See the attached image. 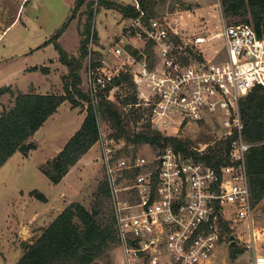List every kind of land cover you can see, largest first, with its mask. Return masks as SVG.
<instances>
[{
    "label": "built area",
    "instance_id": "2783aa9c",
    "mask_svg": "<svg viewBox=\"0 0 264 264\" xmlns=\"http://www.w3.org/2000/svg\"><path fill=\"white\" fill-rule=\"evenodd\" d=\"M132 5L139 14L127 30L104 48L92 31L84 58L85 109L92 105L99 125L96 161L103 166L118 246L125 264H208L228 236L224 221L230 226L235 217L253 224L251 144L243 138L240 105L264 86V38L247 23H225L222 15L219 32L180 40L161 18L146 21L139 0ZM214 38L223 47L209 56L203 44ZM102 100L120 106L134 133L151 128L180 137L192 124L206 122L224 130L211 141H191L188 153L148 143L135 151L102 118ZM234 135L222 155L226 162L203 159ZM246 264H264V255L254 252Z\"/></svg>",
    "mask_w": 264,
    "mask_h": 264
},
{
    "label": "rangeland",
    "instance_id": "374dc122",
    "mask_svg": "<svg viewBox=\"0 0 264 264\" xmlns=\"http://www.w3.org/2000/svg\"><path fill=\"white\" fill-rule=\"evenodd\" d=\"M74 1L37 0L33 3L32 0L23 5L12 23L19 1L0 0V86L12 85L21 91L36 86L42 92L63 93L68 68L60 62L52 38L72 16L58 41L70 56L79 57L89 3L95 13L93 31L96 43L101 48L118 39L131 23L129 17L100 5L99 0H86L83 6L73 11ZM222 15L227 24L245 23L249 17L248 14L225 16L221 0H164L157 5L153 17L166 21L181 40L192 39L199 33L212 35L219 32L222 30ZM203 46L208 47L205 54L213 55L215 50L223 47V41L214 38ZM82 64L84 79V59ZM82 87L85 88L83 84ZM10 102V94L2 95L0 111L1 105L9 106ZM83 103L84 106L72 107L69 101L63 102L43 128L30 138L38 147L29 156L16 152L0 166V264H16L25 244L35 242L69 203L77 201L89 210L93 208L98 187L104 180L103 166L96 161L100 154L97 144L58 183L52 182L40 169L81 126L87 112ZM222 130L212 122H206L199 126L192 124L190 130L185 129L180 134L192 142L203 143L213 140ZM35 189L43 192L48 200L42 201L32 195L31 191ZM230 226L226 233L230 232L229 237L214 250L208 264H246L254 252L264 255V199L254 206L252 225L248 220L232 217ZM231 234L235 235V246L231 245ZM233 249H238L235 257ZM112 257L114 264H125L121 247L113 248Z\"/></svg>",
    "mask_w": 264,
    "mask_h": 264
},
{
    "label": "trees",
    "instance_id": "16d2710c",
    "mask_svg": "<svg viewBox=\"0 0 264 264\" xmlns=\"http://www.w3.org/2000/svg\"><path fill=\"white\" fill-rule=\"evenodd\" d=\"M146 12V21L156 15V7L164 0H139ZM86 0H76L73 11L79 9ZM225 16L249 15L244 21L253 26L258 35L264 38V0H221ZM92 3L88 4L87 19L82 30L79 57L70 56L58 41L73 18L52 38L59 53V60L68 68L64 76L63 93L23 92L12 86H0V97L9 93L12 102L0 112V166L5 164L16 152L27 156L37 147L30 138L40 129L60 105L69 101L72 107L84 106L89 100L82 87L81 69L85 58L89 37L95 21ZM106 8L115 9L124 17H137L139 11L132 4H122L115 0H99ZM95 32V31H94ZM95 34V33H94ZM96 36V34H95ZM131 98V97H130ZM133 98V97H132ZM241 118L243 138L251 144L247 152V167L253 194L254 206L264 199V86H256L242 99ZM102 118L109 123L117 137L124 136L138 150L144 143L164 149L173 146L189 152L191 140L188 137L169 136L151 128L134 133L124 121L120 106L102 100L99 105ZM99 125L92 105L88 106L80 128L67 140L63 148L52 159L40 167L41 171L54 183L60 182L70 169L96 144ZM232 136L221 140L213 148L210 156L203 157L208 163L226 162L223 152L231 147ZM215 158H217L215 160ZM31 194L42 201L48 198L43 192L32 190ZM227 233L230 227L223 222ZM230 232L228 233L229 237ZM119 238L116 218L111 204L105 179L100 183L96 200L91 210L82 203L73 201L43 230L33 243L24 246V252L16 264H114L112 250L118 246ZM238 249H233L234 257Z\"/></svg>",
    "mask_w": 264,
    "mask_h": 264
},
{
    "label": "crops",
    "instance_id": "0c3cea01",
    "mask_svg": "<svg viewBox=\"0 0 264 264\" xmlns=\"http://www.w3.org/2000/svg\"><path fill=\"white\" fill-rule=\"evenodd\" d=\"M18 1H19V8H18V11H17V15H16V17H15V19L13 20L12 23H14V22L16 21V18H17V16H18V13H19L20 9L23 7V5L28 4V3H29L30 1H32V0H18ZM36 1H37V0H33V3H36ZM75 1H76V0H75ZM75 1H74V4H75ZM115 1H117V2H119V3H122V4H131V3H132V0H131V1L115 0ZM12 23H11V24H12ZM11 24H10V25H11ZM9 27H10V26H8L7 28H9ZM5 31H6V30H4V32H5ZM209 56H210V54H209ZM10 86H12V85H10ZM12 88L15 89V90H19L18 88H14L13 86H12ZM31 90H33L34 92H40V93H58V92H55V91H52V90H50V91H46V92H42V91H40L36 86H31L30 89H29L28 91H23V92H30ZM20 91H21V90H20ZM8 94H9V93H8ZM10 98H11V95H10ZM10 103H11V102H10ZM3 107H4V106L1 105V111H2ZM58 109H59V108H58ZM1 111H0V112H1ZM57 111H58V110H57ZM54 114H55V113H54ZM54 114H53V115H54ZM53 115H52V116H53ZM52 116H50V117H52ZM50 117H49V118H50ZM49 118H48V119H49ZM84 118H85V116H84ZM84 118L82 119V122H83ZM82 122H81V125H82ZM44 124H45V123H44ZM42 128H43V127H42ZM79 128H80V127H79ZM37 131H39V130H37ZM37 131H36V132H37ZM76 131H77V130H76ZM76 131H75V132H76ZM36 132H35V133H36ZM75 132H72V134H70V137H71ZM33 136H34V135H33ZM33 136H32V137H33ZM32 137H31V138H32ZM70 137H69V138H70ZM34 142L37 144L36 141H34ZM37 147H38V144H37ZM37 147H36V148H37ZM36 148H35V149H36ZM62 148H63V147H62ZM62 148H61V149H62ZM61 149H60V150H61ZM33 150H34V149H33ZM60 150H59V151H60ZM59 151H58V152H59ZM58 152H57V153H58ZM30 154H31V152H30L27 156H29ZM56 155H57V154H56ZM56 155H55V156H56ZM24 156H25V155H24ZM51 159H52V158H51ZM46 197H47V196H46ZM47 198H48V197H47ZM116 263H117V261H116Z\"/></svg>",
    "mask_w": 264,
    "mask_h": 264
},
{
    "label": "water",
    "instance_id": "95a60500",
    "mask_svg": "<svg viewBox=\"0 0 264 264\" xmlns=\"http://www.w3.org/2000/svg\"><path fill=\"white\" fill-rule=\"evenodd\" d=\"M188 49L192 51V48L190 47V45H187ZM230 239H231V245L232 246H235L236 244V241H235V235L234 234H231L230 235Z\"/></svg>",
    "mask_w": 264,
    "mask_h": 264
}]
</instances>
